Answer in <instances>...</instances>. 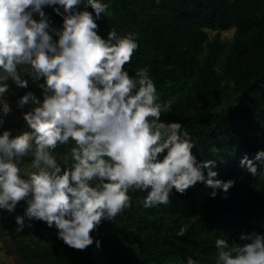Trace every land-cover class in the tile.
Segmentation results:
<instances>
[{"label": "clouds", "instance_id": "clouds-1", "mask_svg": "<svg viewBox=\"0 0 264 264\" xmlns=\"http://www.w3.org/2000/svg\"><path fill=\"white\" fill-rule=\"evenodd\" d=\"M44 6L62 17L61 28L51 26ZM107 7L99 0H0V111L11 112L4 97L9 78L27 88L23 77H30L43 97L22 95L17 107L32 105L22 113L27 129L0 134V209L12 213L26 201L23 216H15L17 232L25 218L43 221L77 250L93 244L91 232L102 220L131 208L129 189L146 191L143 206L149 208L169 204L173 189L185 194L199 182L215 197L216 189L226 194L235 183L213 179L215 161L197 159L196 144L180 122L161 120L171 104L157 102L147 69L135 76L125 70L138 48L137 34L97 33ZM70 140L72 164L62 167L53 151ZM29 154L22 176L20 158ZM254 159H264V150ZM240 166L256 175L246 155ZM215 247L216 264H264V233L242 232L239 242L217 238ZM187 264L195 261L189 257Z\"/></svg>", "mask_w": 264, "mask_h": 264}, {"label": "trees", "instance_id": "trees-1", "mask_svg": "<svg viewBox=\"0 0 264 264\" xmlns=\"http://www.w3.org/2000/svg\"><path fill=\"white\" fill-rule=\"evenodd\" d=\"M99 2L108 5L96 21L102 38L113 29L119 36L137 34L138 48L125 70L135 76L138 69H147L157 102L171 104L161 120L180 122L196 144L197 159L215 161L213 179L235 183L226 194L216 189L215 197L210 196L214 189L199 182L185 194L173 189L169 204L149 208L143 206L146 191L129 189L131 208L112 221L102 220L91 232L93 244L84 250L66 245L54 225L25 218L24 235L12 237L15 264H187L189 257L195 264H216L217 238L239 242L242 232L264 233V159H254L264 150V0ZM43 11L52 24H62L53 6ZM231 26L234 31L225 41L205 30ZM23 78L28 87L8 97L19 100L31 91L42 99L36 82ZM3 120L0 134L9 129L15 135L20 121ZM74 146L70 140L53 155L65 157L70 167ZM245 155L256 165L255 176L240 166ZM26 206L20 201L12 213L0 209V237L3 227L16 225L15 216H23Z\"/></svg>", "mask_w": 264, "mask_h": 264}, {"label": "rangeland", "instance_id": "rangeland-1", "mask_svg": "<svg viewBox=\"0 0 264 264\" xmlns=\"http://www.w3.org/2000/svg\"><path fill=\"white\" fill-rule=\"evenodd\" d=\"M33 18L39 19L38 14L33 13ZM49 21H50V19H49ZM50 23H51L52 27H56V28L62 27V24L54 25V24H52L51 21H50ZM205 30L207 31L209 37H212L215 33H219L220 37L225 41V40H228L231 38L232 33L234 31V27L231 26V27H228L226 29L225 28L224 29H218V28L205 27ZM7 84L9 86V92L4 94V97L10 105L11 112L7 116H4L2 111H0V117H2L3 119L12 118L15 120H19L20 126H19V128H17V132H16V134H18L20 130H26L27 129V124L23 119L22 113L28 111L32 107V105L29 104V105H25L23 108H18L17 107V101L18 100L17 99H11L8 97L9 95H12L13 93H15V91L17 90L18 87L14 84V82L11 80V78H9V80L7 81ZM56 159H57V162L60 163L62 167H66L67 159L65 157L56 158ZM20 160H21V163H20L21 174H23L24 169L30 165L31 160H32V156H31V154H29L28 156L20 158ZM2 226H3V222L0 221V228ZM3 228H5V232L0 237V264H15L17 261V255L15 253V245H14V242L12 240V237L14 235H20L21 236L24 234L16 231V225L7 226V227H3Z\"/></svg>", "mask_w": 264, "mask_h": 264}]
</instances>
